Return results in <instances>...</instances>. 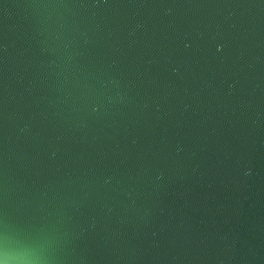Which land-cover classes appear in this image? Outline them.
<instances>
[{
  "label": "water",
  "instance_id": "1",
  "mask_svg": "<svg viewBox=\"0 0 264 264\" xmlns=\"http://www.w3.org/2000/svg\"><path fill=\"white\" fill-rule=\"evenodd\" d=\"M0 256L264 264V0H0Z\"/></svg>",
  "mask_w": 264,
  "mask_h": 264
},
{
  "label": "clouds",
  "instance_id": "2",
  "mask_svg": "<svg viewBox=\"0 0 264 264\" xmlns=\"http://www.w3.org/2000/svg\"><path fill=\"white\" fill-rule=\"evenodd\" d=\"M0 264H27V262L23 261V260H17L15 262H13L8 257L0 256Z\"/></svg>",
  "mask_w": 264,
  "mask_h": 264
}]
</instances>
